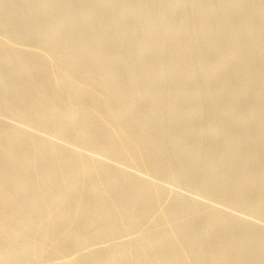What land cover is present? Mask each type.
Returning a JSON list of instances; mask_svg holds the SVG:
<instances>
[{"label": "bare ground", "instance_id": "1", "mask_svg": "<svg viewBox=\"0 0 264 264\" xmlns=\"http://www.w3.org/2000/svg\"><path fill=\"white\" fill-rule=\"evenodd\" d=\"M0 264H264V0H0Z\"/></svg>", "mask_w": 264, "mask_h": 264}, {"label": "rangeland", "instance_id": "2", "mask_svg": "<svg viewBox=\"0 0 264 264\" xmlns=\"http://www.w3.org/2000/svg\"><path fill=\"white\" fill-rule=\"evenodd\" d=\"M46 17H47V16H46ZM49 17H51V16L48 15L47 20H48V19H51V18H49ZM189 51H190V52L188 53V55H190V57H192L193 54H192L191 51H193V49H192V50H189ZM194 51H195V50H194ZM190 53H191L192 55H191ZM194 53H196V52H194ZM194 56H195V54H194ZM210 59L212 60V57L208 58V60H210ZM211 60H210V61H211ZM231 64H232V63H231ZM231 64H230V65H231ZM167 171H168V170H167ZM169 171H171V170H169ZM169 187H171L172 189H174V190H176V191L178 190L179 192H183V193H184V191H185L182 187H180V188L177 189L176 185H173V186H172V185H169ZM178 187H179V186H178ZM181 189H182V191H181ZM186 191H187V190H186ZM186 191H185V192H186ZM184 194H188V193H184Z\"/></svg>", "mask_w": 264, "mask_h": 264}]
</instances>
